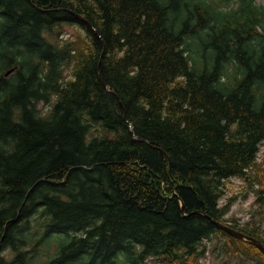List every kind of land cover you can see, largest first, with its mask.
I'll use <instances>...</instances> for the list:
<instances>
[{
  "label": "trees",
  "instance_id": "obj_1",
  "mask_svg": "<svg viewBox=\"0 0 264 264\" xmlns=\"http://www.w3.org/2000/svg\"><path fill=\"white\" fill-rule=\"evenodd\" d=\"M262 146L264 4L0 0V264H264Z\"/></svg>",
  "mask_w": 264,
  "mask_h": 264
},
{
  "label": "rangeland",
  "instance_id": "obj_2",
  "mask_svg": "<svg viewBox=\"0 0 264 264\" xmlns=\"http://www.w3.org/2000/svg\"><path fill=\"white\" fill-rule=\"evenodd\" d=\"M256 4L259 6L260 4H264V0H256ZM76 27H66L65 32L67 35L64 38H72L76 33ZM39 112L41 114L46 113L47 107L44 104L38 105ZM262 162V166L264 167V146L261 147L259 153V159L257 162ZM225 183V195L222 198L221 202L224 203L227 198L236 196V200L232 203L228 213L225 216V219L228 221L238 220L241 225L249 224L254 225L259 222L258 216L256 215V209L258 205L256 204V196L255 192L248 184L240 179L233 178L227 180ZM262 228H264V221L262 222ZM221 236L218 238H213L211 241H206L207 249L205 256L200 259L199 264H223V262L227 259L226 254L223 250L219 249V244L221 242ZM225 241V239H224ZM241 258L238 256L237 258L232 257L230 259V264H249L243 263ZM246 262V261H245ZM153 264V263H151ZM159 264H168L161 262Z\"/></svg>",
  "mask_w": 264,
  "mask_h": 264
},
{
  "label": "water",
  "instance_id": "obj_3",
  "mask_svg": "<svg viewBox=\"0 0 264 264\" xmlns=\"http://www.w3.org/2000/svg\"><path fill=\"white\" fill-rule=\"evenodd\" d=\"M14 70H10L8 71L5 76L7 77L10 73H12ZM211 222L220 230L224 231L225 233H227L228 235L236 238V239H239V240H244V241H248L250 242L252 245H254L255 247H257L263 254H264V248L262 246V244L254 239L253 237H250V236H246L245 234L235 230V229H232L230 228L229 226L227 225H224L220 222H218L217 220H214V219H211Z\"/></svg>",
  "mask_w": 264,
  "mask_h": 264
}]
</instances>
